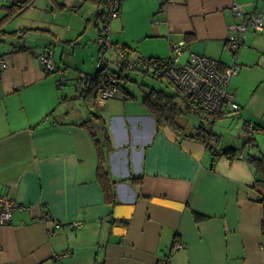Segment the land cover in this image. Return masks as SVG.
Returning a JSON list of instances; mask_svg holds the SVG:
<instances>
[{"label":"crops","instance_id":"0c3cea01","mask_svg":"<svg viewBox=\"0 0 264 264\" xmlns=\"http://www.w3.org/2000/svg\"><path fill=\"white\" fill-rule=\"evenodd\" d=\"M33 1L15 18L16 29H8L11 18L3 21L8 5L0 11V198L19 204L0 225V264H264V182L245 157L256 148L264 154V134L252 133L256 148L243 144L246 122L264 127V27L232 28L253 14L264 23V0H121L106 23L113 51L148 39L154 49L131 46L132 56L167 59L183 43L180 61L194 53L219 61L222 75L235 68L228 93L238 110L226 105L215 121L187 113L209 122L219 152L241 150L232 161L212 155L183 125L157 129L135 94L87 103L78 92L84 72L78 94L70 91L56 55L72 39L45 18L52 3L42 11ZM235 36L237 52L227 43ZM46 51L52 73L38 59ZM65 93L85 101L88 112L66 104ZM91 112L108 128L111 146L102 145L103 153L83 125ZM226 118L242 123L238 143L223 144L213 130ZM100 162L116 182L113 203L99 181Z\"/></svg>","mask_w":264,"mask_h":264},{"label":"trees","instance_id":"16d2710c","mask_svg":"<svg viewBox=\"0 0 264 264\" xmlns=\"http://www.w3.org/2000/svg\"><path fill=\"white\" fill-rule=\"evenodd\" d=\"M32 1L33 0H17L14 4L8 5V14L3 19V21H6L11 17L20 14V12H22V10L26 8L27 4L29 6L31 5V3L34 2ZM114 1L115 0H79V2H81L80 5L85 4L87 2H92L98 8V11L96 12V17L101 18L102 22L105 24V26L103 27V30L105 32V38L106 35H108V32L106 31V23L111 20L110 17L112 14L110 6H112ZM166 2H168V0L162 1L163 6ZM1 25H3L2 22H0V27ZM99 32L101 33L100 29ZM3 33L6 32L1 30L0 34ZM103 38L104 37L100 34L98 41L102 40ZM106 48L107 47L102 45L101 52L104 53ZM121 48L128 56H130V54L134 51V49L131 46L129 47L127 44H124ZM116 49L117 48H115L114 51H116ZM168 59L170 58H138V60L141 61V64L138 67L131 69V71H137L142 73L144 72L146 75L151 76L155 80L157 79L161 82H166L172 88L173 92L167 93L163 89L150 88L145 83H141L139 84V89L144 87L148 89L147 91H144L141 102L153 117L157 129L167 125H172L175 128L177 127L182 129L183 126L178 123L177 119L183 113H190L193 109H196L194 111H196L197 115L205 112L200 111V105L195 101L191 102V100L188 99V95L185 90L181 88V86L176 84L172 78L170 79L167 76L166 68L163 66V64H161V62H165V64H167ZM106 66V61L102 59V63H100V65L97 67V71H95L94 74H91L90 76L88 74L80 75V77L78 78V92L80 93L81 98L85 99V101L88 103L91 100L96 99L101 89L108 88L109 85L114 84L117 86L118 90L125 95L126 98L132 99V97L134 96L133 93L128 90L127 84H130L132 82L137 83V81L133 78H130L129 75L126 74V72L128 71V69L126 68L127 66H124L123 63H120L119 71L115 72L110 71L109 67ZM109 78L115 79L116 82H111ZM205 111L207 112V114L209 113L208 115H212V121H215L218 118H222L225 115V113H223V110L219 111L217 114H213L208 110ZM91 116L92 118L85 121L83 125L85 127L87 126L91 128L94 138L96 140V145H98L99 151L103 153L101 151L102 145L111 146L108 128L106 127L104 118L98 113L91 112ZM209 117L211 116H207L206 119H209ZM243 130L246 134L249 135L247 137H244L243 144L250 145L256 148V138L255 135H252V133L256 132L264 134V127L261 126V124L258 122H255L254 125L249 127L248 123L246 122L243 126ZM98 135H100L99 138L97 137ZM195 135L197 139H201L204 142L205 147H207V149L212 153V155L221 154L232 161L233 159L238 158L237 156L241 152V150H236L232 147L222 149L219 152L211 142L215 134L210 128L205 129L204 127H200L197 131V134ZM245 157L248 160V163L252 166V168H254L256 180H258V182H264V154L258 148H256L255 153L248 152ZM98 176L100 184H102V188H104L106 200L113 203L115 201L114 197L116 190V182L115 180H112L111 176H109V172L105 169V165L102 164V162H100V172ZM195 218L199 220L202 219V216L196 214Z\"/></svg>","mask_w":264,"mask_h":264},{"label":"rangeland","instance_id":"374dc122","mask_svg":"<svg viewBox=\"0 0 264 264\" xmlns=\"http://www.w3.org/2000/svg\"><path fill=\"white\" fill-rule=\"evenodd\" d=\"M16 1L17 0H10L9 2L14 4ZM77 1L79 0H39L38 5L36 4L39 10L44 11V6L52 3V9H49V15H45V18H48V22L52 24H59L61 27H63L64 30L60 29L59 33H62L63 35L66 33V37H70L72 39L69 44L65 43L64 45H57L58 50L56 58L61 70H65L68 73L66 87H68L70 91L76 93V86L78 85L76 77L80 72H84L89 76L95 73V71H97V67L100 65V63H102L103 58L106 59V63L108 62L106 67H109L110 71L115 72L119 71L121 62L119 57L112 49L106 48L104 53L101 52V44H98V39L100 34L105 38V32L103 30L105 24L96 17L98 8L92 2L82 4L81 8H79L80 5L79 7L75 8ZM78 4H81V2ZM7 5L8 4H6L4 0H0V11L4 8V6ZM31 5L33 6L34 3H31ZM31 5L28 6L27 4L26 8L23 10L31 7ZM62 5H65L67 10L63 11L60 9V6ZM2 14L5 15V13ZM18 15L11 17L12 21L8 22L10 25L8 29H16L15 26L17 25V19L15 18L18 17ZM32 18H34L33 15L27 14L26 19ZM99 29L101 30V33L99 32ZM250 29L257 31L255 28H249L248 31H250ZM117 34L118 36L122 35V38L124 37L123 31H119ZM115 35L116 34H114V36ZM125 36H127V34ZM124 43L125 42L122 41V44ZM154 44L155 42L152 40L143 39L142 41H134L131 43V46L133 48H138V52L148 54L149 51L154 49ZM185 61L186 59L183 57L181 62L184 63ZM126 74L129 75L130 78H133L137 81V83L132 82L126 86L128 90L135 94L137 99H141V101L144 91L148 90L146 87L139 89V84L141 83H145L150 88L163 89L167 93L173 92L172 88L166 82H161L157 79L155 80L151 76L146 75L144 72L127 71ZM71 96H69L68 93H65L66 99H70L66 102V104H72V107L78 106L81 111L88 112V107L85 101L83 102L76 99L75 97L71 98ZM177 120L180 125L184 126L186 131L190 132V135H195V132L198 131L200 127H204L205 129H209L211 127L208 121L202 122L199 117L195 115L190 116L187 113H183L180 117H178ZM240 122L241 121H238V119L233 118L219 120L218 123L213 127V130L215 133L220 135L219 137L222 138L221 142L223 144L231 145L232 143H238L241 141L240 139L243 136L241 135L242 123ZM217 148H219V146H217Z\"/></svg>","mask_w":264,"mask_h":264},{"label":"built area","instance_id":"2783aa9c","mask_svg":"<svg viewBox=\"0 0 264 264\" xmlns=\"http://www.w3.org/2000/svg\"><path fill=\"white\" fill-rule=\"evenodd\" d=\"M121 0H115L110 6L111 12L114 14L116 11V6ZM236 16H243L239 7L233 9ZM263 27L261 16L258 14H253L244 20L241 24L232 27L235 31H241L243 33L247 32L249 28H255L261 30ZM241 39L237 36L230 38L231 49L238 51L240 48ZM183 43H178L174 45L173 49L175 52V57L170 59L167 64H163L166 68L167 76L172 78L175 83L183 87L188 95V99L191 102H197L200 107L213 112H217L219 106H231L237 109L238 106L232 102L233 98L230 93H228V79L231 74H236L235 68L228 70L226 75H222L218 72L219 64L205 57H200L193 54L186 64L179 63V58L182 55ZM120 57L125 61L126 65L131 68H136L137 65L141 63H136L132 59L126 57L123 52H119ZM41 63L44 65L46 71L51 72L54 69L53 58H51L50 52L46 51L39 55ZM0 65L2 68L6 67V63L0 59ZM111 82H116L115 79L109 78ZM113 84V83H112ZM120 91L116 85H109L108 88L101 89L99 91L98 103H103L108 101V99L117 97ZM95 108V107H94ZM19 204H16L11 199L5 196V198H0V225H6L10 222L13 211L18 209ZM76 224H73V228Z\"/></svg>","mask_w":264,"mask_h":264},{"label":"bare ground","instance_id":"6f19581e","mask_svg":"<svg viewBox=\"0 0 264 264\" xmlns=\"http://www.w3.org/2000/svg\"><path fill=\"white\" fill-rule=\"evenodd\" d=\"M120 2L117 4V8H116V11H115V13L113 14H111V16H112V18H114L115 16H116V14H117V11L119 10V8H120ZM101 41V43H102V41H103V45L105 46V47H108V46H110L111 44L109 43V39L106 37L105 39L103 38L102 40H100ZM228 44H230V39H229V42H227ZM183 48H184V45H183V47H182V55H183ZM233 50V49H232ZM117 51V52H116ZM115 51V54L119 57V59H120V63H123V65L124 66H127L126 65V63H125V61L120 57V55H119V52H123L125 55H126V57L127 58H129V59H132L134 62H136V63H140L141 61H139L138 60V58H134V56H132V54H130V56H128L123 50H122V48H119L118 50H116ZM234 51V50H233ZM173 52H174V49H173ZM234 52H237V51H234ZM194 54V53H193ZM193 54H191V56L193 55ZM182 55L180 56V58H179V63H181V64H186L187 62H189V60H190V58H191V56L189 57V59L185 62V63H182L181 61H180V59H181V57H182ZM195 55H197V54H195ZM176 55H175V52H174V55L170 58V59H172L173 57H175ZM198 56H200V55H198ZM200 57H202V56H200ZM203 57H205V56H203ZM206 58V57H205ZM170 59H168V61L170 60ZM216 61V60H215ZM214 61V62H215ZM216 62H218V64H219V67H218V72H219V68H220V62L219 61H216ZM161 63H165V62H161ZM55 64V63H54ZM140 65V64H139ZM139 65H137V67L139 66ZM127 69H128V71H131V69H134V68H129L128 66L126 67ZM54 69H55V66H54ZM54 69H53V71H51V72H49V73H52V72H54ZM220 73V72H219ZM222 74V73H221ZM225 74V73H224ZM169 77V76H168ZM170 78V77H169ZM171 79V78H170ZM174 81V80H173ZM177 84V83H176ZM181 88H183V87H181ZM184 89V88H183ZM121 93V92H120ZM120 93H119V95H120ZM232 102L233 103H235L234 102V98H233V100H232ZM236 104V103H235ZM237 105V104H236ZM231 107V106H230ZM222 108H224V106H219L218 108H217V112H213V111H210V110H208V111H210L211 113H213V114H217L219 111H221L222 110ZM231 109H233V110H238V108L237 109H234L233 107H231ZM194 110H196V109H193L192 110V112L191 113H193V112H195L196 113V111H194ZM205 110H207V109H203L202 107H201V110L200 111H203V112H205V113H200V114H198V115H200L201 117L203 116V115H205V118H207V116H211V117H209V119H207V120H211L212 121V119H213V117H212V115H208L207 114V112L205 111ZM211 129V128H210ZM177 249V248H176ZM175 249V250H176Z\"/></svg>","mask_w":264,"mask_h":264}]
</instances>
